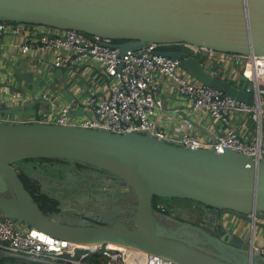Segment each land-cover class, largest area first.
<instances>
[{
    "label": "water",
    "instance_id": "obj_1",
    "mask_svg": "<svg viewBox=\"0 0 264 264\" xmlns=\"http://www.w3.org/2000/svg\"><path fill=\"white\" fill-rule=\"evenodd\" d=\"M0 21L107 37L121 53L153 42L156 51L179 58L191 77L211 86L216 76L207 71L210 61L195 56L194 47L264 56V0H0ZM226 83V95L254 103V90ZM31 86L29 93L17 89L25 102L0 110V116L18 111L14 121L0 120L2 214L69 241L128 242L182 264H264V255L253 247V232L243 236L248 226L237 235L216 222L229 210L244 222L250 219L264 239V156L192 148L148 133L47 122L41 108L49 100ZM26 115L31 119L23 120ZM28 158L75 161L111 173L112 182L133 191V214L80 222L44 214L13 166ZM8 190L12 197L4 195ZM154 196L199 206L209 214L207 223L176 221L165 228L155 220Z\"/></svg>",
    "mask_w": 264,
    "mask_h": 264
},
{
    "label": "built area",
    "instance_id": "obj_2",
    "mask_svg": "<svg viewBox=\"0 0 264 264\" xmlns=\"http://www.w3.org/2000/svg\"><path fill=\"white\" fill-rule=\"evenodd\" d=\"M12 24L16 25L15 31H20L19 25L23 23L0 21V32ZM43 27L48 28V31H43L33 42L24 41L19 45L22 53L29 52L36 56L41 51L57 50L52 56L56 67L71 66L89 56L111 79L106 95H91L87 100L95 117L73 122L69 117L70 108L67 105L60 108L56 123L120 133H148L169 143L192 148H213L216 152L231 149L253 159L264 156V137L260 132V121L264 113V56L218 52L231 54L233 61L240 65V76L250 83L245 89L254 90L255 94L254 103L248 104L211 85L187 80L178 71L180 59L156 51V43L148 42L139 49L129 48L121 53L118 47L110 44L113 42L110 38L89 36L74 29H62V34L52 35L50 29L57 28ZM194 48L195 52L210 62L212 57L205 56L207 53L204 52L216 53L203 47ZM60 49L69 50L71 53L64 54ZM223 71L225 70L214 71L213 74L220 76L219 73ZM156 74L169 79L179 95L190 99L194 110L205 109L211 117L224 123H227L230 114H247L257 123L258 131L250 140L240 138L231 127L226 128L211 142H205L188 132L174 136L160 127L153 118L156 110L163 104L157 94L159 85ZM0 120L7 121L3 116ZM0 254L33 259L46 264H182L128 242L69 241L34 226L25 228L1 211Z\"/></svg>",
    "mask_w": 264,
    "mask_h": 264
},
{
    "label": "crops",
    "instance_id": "obj_3",
    "mask_svg": "<svg viewBox=\"0 0 264 264\" xmlns=\"http://www.w3.org/2000/svg\"><path fill=\"white\" fill-rule=\"evenodd\" d=\"M14 27H16L15 24L8 25L6 30L0 32V110L5 112L15 104L25 102L27 97L22 93L19 94L18 88L21 87L29 93L28 87L30 88L32 84H35L38 94L50 102H44L41 108V111L44 112V121L55 122L60 114V108L67 105L70 108L69 117L73 122L83 118L95 117L91 107L87 104V100L91 95H106L108 84L111 81L99 64L89 56H85L74 65L56 67L52 62V56L57 50L41 51L36 56L29 52L22 53L19 48L22 42H33L43 31H48V28L42 25L20 24V31H15ZM62 32V29H50L52 35L62 34ZM59 51L64 54L71 53L66 49ZM204 53H207L205 56L210 55L212 57L207 67L209 74H213L214 71L225 70L221 74L219 73L220 76L213 74L216 76L215 88L224 90L227 85L226 82L241 88L250 86V83L240 76V65L233 61L231 54ZM195 56L204 60L203 55L198 52L195 53ZM185 70L179 68L178 71L187 80L199 82ZM155 77L159 85L157 94L161 97L163 104L160 109L156 110L153 118L160 127L174 136L188 132L205 142H211L218 134L231 127L240 138L250 140L258 131L257 123L247 114H230L227 123H224L211 117L205 109L194 110L190 99L179 95L169 79L158 74ZM17 113V110L6 112L3 118H6L7 121H14L17 118ZM0 117L2 118V116ZM263 118L264 113L260 121V132L264 137ZM22 119L28 121L31 117L26 115ZM218 218L220 219L217 222L226 227L225 231L231 234L239 235L247 228V222L233 213H222ZM66 221L69 222V220ZM248 229V232H243V236L248 239L253 232L254 235L251 236L253 247L258 252L260 250L259 254L264 255V239L257 234L256 228L249 226ZM192 232L191 230L189 236L193 238ZM218 234L220 235L221 232ZM195 243L200 247L216 251L206 244ZM259 254L256 253L255 255L258 256Z\"/></svg>",
    "mask_w": 264,
    "mask_h": 264
},
{
    "label": "rangeland",
    "instance_id": "obj_4",
    "mask_svg": "<svg viewBox=\"0 0 264 264\" xmlns=\"http://www.w3.org/2000/svg\"><path fill=\"white\" fill-rule=\"evenodd\" d=\"M179 67L185 69L181 62ZM215 80L213 78V87L216 86ZM13 166L21 173L39 179L41 181L39 191L58 200L59 209L50 214L53 218H60L65 222L78 218L80 222L85 219L89 220L79 219L84 217V214L91 218L98 216L100 218H123L133 214V203L135 202L133 191L120 190L119 187L125 186L112 182L115 176L107 171L75 161L45 158L22 159L14 162ZM159 200V203L169 210V215L174 214L179 218L187 217L178 208L188 209V204L167 197H160ZM222 213L232 212L223 210ZM154 216L155 220L167 229L177 225L169 217L165 218V215L157 211L154 212ZM250 224V219H248L247 226ZM257 258L259 259V256Z\"/></svg>",
    "mask_w": 264,
    "mask_h": 264
},
{
    "label": "trees",
    "instance_id": "obj_5",
    "mask_svg": "<svg viewBox=\"0 0 264 264\" xmlns=\"http://www.w3.org/2000/svg\"><path fill=\"white\" fill-rule=\"evenodd\" d=\"M116 41L120 42L122 40H116ZM263 124H264V118H263ZM45 159L57 160V159H52V158H45ZM79 164H83V163L79 162ZM21 178H22V182H24L23 184L25 188L28 190L29 194L31 195L33 200L38 204L39 208L42 210L44 214L50 216L52 212H56L59 209L57 206L58 200L48 196L47 194L43 192H40L39 189H37V187L34 184L36 183V181L32 180L25 173H21ZM29 184L33 185V189L29 188ZM159 199L160 197L158 196L153 197L152 199L153 209L157 212L168 214L169 210L159 203L160 201ZM171 199L174 200L175 198H171ZM158 205H161V207H158ZM0 264H46V263L33 260V259L18 258V257L9 256L6 254H0Z\"/></svg>",
    "mask_w": 264,
    "mask_h": 264
},
{
    "label": "flooded vegetation",
    "instance_id": "obj_6",
    "mask_svg": "<svg viewBox=\"0 0 264 264\" xmlns=\"http://www.w3.org/2000/svg\"><path fill=\"white\" fill-rule=\"evenodd\" d=\"M17 170V169H16ZM17 172H18V175H19V177L21 178V172L20 171H18L17 170ZM28 175V174H27ZM28 177H30L32 180H34V181H36V183H34L35 184V186L37 187V189H39V188H41V181L39 180V179H37V178H35L34 176H32V175H28ZM21 180H22V178H21ZM114 180V179H113ZM24 183V182H23ZM114 187V186H113ZM29 188L30 189H33V185H30L29 184ZM119 189L120 190H122L120 187H119ZM114 189H112V191H113ZM28 191V190H27ZM89 194H91L90 192H89ZM4 195H6V196H9V197H12V194H11V192L8 190V191H6L5 193H4ZM31 196V195H30ZM177 201H182L184 204H188V209L187 208H178V210L179 211H183V213H185L186 215H187V217L185 218H182V217H178V216H175L174 214H170L169 215V213L168 214H165V213H161V214H163V215H165V218H167L166 216H170L171 218H174V219H171L174 223H176L177 224V222L176 221H183V222H190V223H194V224H199V222L202 220V222L203 223H207V218H209V214H207V213H205L199 206H197V205H194V204H192L191 202H189V201H184V200H181V199H177V198H175ZM35 202V201H34ZM131 203V202H130ZM35 204L37 205V207L39 208V206H38V204L35 202ZM132 204V203H131ZM40 209V208H39ZM41 210V209H40ZM42 211V210H41ZM160 213V212H159ZM85 216L84 217H82V218H79V219H85V218H87V219H89V220H95V221H97L96 219H93V218H91L89 215H86V214H84ZM52 217V216H51ZM99 217V216H98ZM97 217V218H98ZM205 220H206V222H205ZM218 220V219H217ZM72 221H78V218H73L72 220L70 219L69 220V222H72ZM217 222V221H216Z\"/></svg>",
    "mask_w": 264,
    "mask_h": 264
}]
</instances>
